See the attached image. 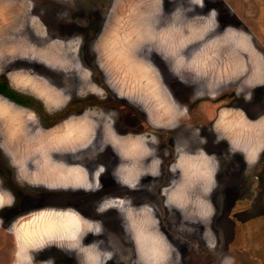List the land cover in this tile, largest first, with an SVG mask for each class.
<instances>
[{
    "label": "rangeland",
    "instance_id": "1",
    "mask_svg": "<svg viewBox=\"0 0 264 264\" xmlns=\"http://www.w3.org/2000/svg\"><path fill=\"white\" fill-rule=\"evenodd\" d=\"M203 3L0 0V79L36 104L22 107L0 96V189L15 198L13 206L0 208V264H11L5 249L14 241L18 251L13 224L45 209H74L101 222L102 234L89 232L82 246L102 241L101 249L114 253L107 264H144L127 219L129 205L98 212L104 203L117 200H130L134 213L145 205L153 209L158 223L149 224L148 231L169 246L164 264H264V0ZM210 9L218 12L211 24ZM108 25L128 34L143 25L159 39L162 51L144 44L140 57L158 77L164 99L154 85L142 82L144 77L129 76L127 67L99 64L93 45ZM201 46L205 52L200 57L194 51ZM170 49L174 56H168ZM185 51L189 60L175 59ZM130 81L141 82L146 111L123 94L133 91ZM159 102H168L171 109L160 108ZM69 103H83L82 112L48 125L44 119ZM205 104L215 108L207 113ZM69 122L86 123L90 135L62 141ZM37 131L46 132L49 145L50 161L44 164L38 162ZM2 132L14 141L18 158H29L13 166ZM138 137L150 154L125 157L127 142ZM201 150L218 161L210 194L204 191V178L189 180L185 168L171 170L181 156H198ZM156 159L161 163L152 176ZM31 163L35 169L26 178ZM133 164L142 173L135 190L122 183L119 171ZM100 165L105 172L97 178ZM252 172L263 179L256 193L249 191ZM44 173L46 181L38 177ZM86 183L97 187L85 190ZM209 202L213 212L206 216ZM209 227L211 235H206ZM57 245L47 243L31 255L36 261L81 264L76 250Z\"/></svg>",
    "mask_w": 264,
    "mask_h": 264
},
{
    "label": "clouds",
    "instance_id": "2",
    "mask_svg": "<svg viewBox=\"0 0 264 264\" xmlns=\"http://www.w3.org/2000/svg\"><path fill=\"white\" fill-rule=\"evenodd\" d=\"M193 3L204 7L203 0H193ZM218 16L216 9H210L208 12L209 24L215 21ZM182 63V61H181ZM159 101V98L156 97ZM250 99V97H248ZM160 108H165L163 102H159ZM187 110L185 109V112ZM183 115V113H181ZM33 117L29 116L31 120ZM90 135V127L86 123L73 124L69 122L66 126V132L62 141L76 139H86ZM91 142L90 140L88 141ZM153 143H156L153 138ZM40 149H38L39 151ZM149 155V149L144 147V138L138 137L135 140H129L127 146L124 148L123 155L125 157H132L135 154ZM13 166L17 162L12 161ZM161 161L156 159L151 164V175H157V165ZM185 168V177L189 180L195 178H204L206 186L205 193L210 194L213 186V173L218 168V161H215L214 155L207 157L204 151H200L198 156H181L180 163L172 167V171L176 168ZM23 165L21 164L20 171L23 172ZM72 172H80V169H72ZM121 181L129 189L135 190L138 187L139 177L142 175L133 164L131 167L120 168ZM105 172L103 165L98 166L95 176L98 178ZM85 190H91L97 185L86 183L83 185ZM15 198L3 189H0V208L5 206L11 207L14 205ZM127 204V219L131 222V228L135 233V242L138 245L140 259L144 264H164L168 260L169 246L164 242V239L154 232L148 231V225H156L158 222L152 218L153 209L148 206H142L139 213H134L131 208V201L117 200L104 203L98 212H103L113 205L123 208ZM207 209L203 214L210 216L213 209L210 205L205 204ZM137 216L143 219L136 218ZM2 224V220H0ZM10 231L14 232L16 240L18 241V251L14 253L15 260L13 264H53L51 259L46 261H36L35 257L31 255L32 250L42 249L45 244L53 241L58 242L57 246L67 247L70 250H76L78 255L82 257L81 264H107V261L113 259L114 253L101 249L102 241H94L91 245L82 246V239L89 232L93 235L99 236L102 234V224L99 221H89L82 217L74 209L67 210H39L30 213L26 218H20L16 221ZM206 235H211L210 227L206 230ZM214 245L209 242V247ZM224 264H231L230 261L225 260Z\"/></svg>",
    "mask_w": 264,
    "mask_h": 264
},
{
    "label": "crops",
    "instance_id": "3",
    "mask_svg": "<svg viewBox=\"0 0 264 264\" xmlns=\"http://www.w3.org/2000/svg\"><path fill=\"white\" fill-rule=\"evenodd\" d=\"M154 17H155V15H154ZM154 17L149 16V19L154 21ZM149 23H150V25L154 24L153 22L151 24L150 21H149ZM118 27H119V24L117 26H115L114 28H118ZM114 28L111 29V26H109V25L107 27H105L104 32L99 36L98 40L93 45L94 50H95L96 55H97V58H98L97 60H98L99 64L101 66H106L108 64L110 67H113V68L114 67H117V68L118 67L119 68L127 67L128 72H126V73L129 76H131L130 74H133V77L131 76L132 78L140 77V76H142L140 78L144 77L142 82L143 83L146 82V83H150L151 85H154L156 87V89L158 90V93L160 94V96L164 99L165 96L160 89L158 77L155 76L151 67L147 64V62L144 61V58L142 59L140 57V52H141L144 44H154L155 47L160 48V50L162 51V46H160V44H159L160 43L159 39H156L155 35L152 32L147 33V31L143 29V25L140 26L137 33H129V34L124 32V31H120V30L115 31ZM166 28H168L170 30L173 29L172 27H166ZM183 31H185V30H183ZM185 32H187V31H185ZM105 34H106V37L104 39ZM103 39H104V42H103ZM204 43H207V42H204ZM202 49H203V51H200ZM196 51L201 53L200 54V57H201L202 54L205 52V49H204V47L202 48V46H201L199 48V50L195 49L194 52H196ZM163 53H165V52L163 51ZM167 54H169L168 56H174L171 49L169 50V52ZM225 55H224V57H225ZM188 57H189V51H185L184 55L181 58L175 57V59H178L179 62H181L183 60L182 58L186 59ZM216 59L218 61L222 60L221 57H217ZM188 60H189V58H188ZM172 61H174V59H172ZM185 61H187V60H185ZM220 62H222V61H220ZM129 79L130 78H128V80ZM115 83H117V82H115ZM129 84H130L129 87L131 86L133 91L123 90L124 91L123 94H125V95L129 96V98L139 102L143 106L144 110L146 111L148 109V106H146V104H144V99H142V97H144L147 100V96L145 94H142L141 92H139L141 89V82L130 81ZM129 87H128V89H129ZM165 107L170 108V105L168 104V102H167V105ZM45 134H46V132L37 131V135H38L39 139L36 141V143H37L36 150L38 152L37 156L40 157L38 162L41 164L42 163L44 164L45 161H50V152L45 151V149L49 148V145H47V146L45 145V143L47 141V140H44ZM2 135H3V141L5 144V147L8 149L10 156L12 157L13 160L21 163L22 158H29V157L18 158L16 156V154H14V153H17L16 152L17 148L15 147L16 145H14V141H11L9 138L5 139V135L3 134V132H2ZM40 137L41 138L43 137V139H40ZM38 149H40V150L38 151ZM16 164H18V163H16ZM35 165H36V163L32 164V166H30V168H27L26 178H29L31 175H33L32 173H33V169H35ZM37 169H39V170L42 169V165L40 167H38ZM38 177H40L41 180H43V181L47 180L45 173L44 174H38ZM13 240H15V239H13V237H12L10 239V243L13 242ZM16 247H17V245L15 244V241H14V244L11 245L10 248L5 249V250H9L8 252H10L11 264H12V261L15 259V256H14L15 252H13V251L14 250L16 251V249H15Z\"/></svg>",
    "mask_w": 264,
    "mask_h": 264
},
{
    "label": "trees",
    "instance_id": "4",
    "mask_svg": "<svg viewBox=\"0 0 264 264\" xmlns=\"http://www.w3.org/2000/svg\"><path fill=\"white\" fill-rule=\"evenodd\" d=\"M0 96L5 97L6 99L10 100L11 102L22 106H36V104L33 102V100L22 97L18 95L17 93L10 90L6 84V82L2 79H0ZM84 107L83 103H69L64 109H62L58 114L50 117H46L44 120L49 124H53L55 122H61L63 118L69 116V115H78L82 112V109ZM56 124V123H55ZM53 126V125H52ZM51 127V126H49Z\"/></svg>",
    "mask_w": 264,
    "mask_h": 264
},
{
    "label": "flooded vegetation",
    "instance_id": "5",
    "mask_svg": "<svg viewBox=\"0 0 264 264\" xmlns=\"http://www.w3.org/2000/svg\"><path fill=\"white\" fill-rule=\"evenodd\" d=\"M203 107H204L203 110L207 111V113H208V111H210V109L212 110V109L215 108V106H211L209 104H205V106H203ZM206 107H209V108H206ZM211 107H213V108H211ZM173 116H174V110H173ZM208 116H209L210 119L212 118L211 114H209ZM173 120H174V118H173ZM256 174H258V173L257 172H252L251 177H250L251 186H249V191L252 192V193L259 192V190L263 186V179L257 177Z\"/></svg>",
    "mask_w": 264,
    "mask_h": 264
},
{
    "label": "bare ground",
    "instance_id": "6",
    "mask_svg": "<svg viewBox=\"0 0 264 264\" xmlns=\"http://www.w3.org/2000/svg\"><path fill=\"white\" fill-rule=\"evenodd\" d=\"M174 117V116H173Z\"/></svg>",
    "mask_w": 264,
    "mask_h": 264
}]
</instances>
